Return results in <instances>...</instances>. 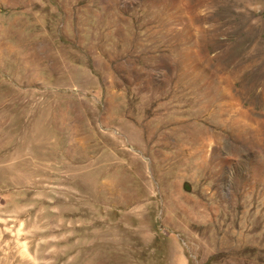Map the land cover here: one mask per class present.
Returning <instances> with one entry per match:
<instances>
[{
	"label": "rangeland",
	"instance_id": "374dc122",
	"mask_svg": "<svg viewBox=\"0 0 264 264\" xmlns=\"http://www.w3.org/2000/svg\"><path fill=\"white\" fill-rule=\"evenodd\" d=\"M0 264H264V0H0Z\"/></svg>",
	"mask_w": 264,
	"mask_h": 264
},
{
	"label": "bare ground",
	"instance_id": "6f19581e",
	"mask_svg": "<svg viewBox=\"0 0 264 264\" xmlns=\"http://www.w3.org/2000/svg\"><path fill=\"white\" fill-rule=\"evenodd\" d=\"M204 1V0H203ZM249 2H250V0H249ZM204 107V106H203ZM206 108V107H205ZM258 133V132H257ZM255 135H256V133H255Z\"/></svg>",
	"mask_w": 264,
	"mask_h": 264
}]
</instances>
